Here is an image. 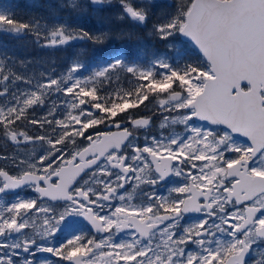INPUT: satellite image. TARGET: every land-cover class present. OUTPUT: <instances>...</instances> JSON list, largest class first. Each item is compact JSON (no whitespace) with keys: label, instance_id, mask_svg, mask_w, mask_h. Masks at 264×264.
<instances>
[{"label":"snow or ice","instance_id":"6c2138e0","mask_svg":"<svg viewBox=\"0 0 264 264\" xmlns=\"http://www.w3.org/2000/svg\"><path fill=\"white\" fill-rule=\"evenodd\" d=\"M158 6L62 0L70 19L111 14L171 52L117 55L87 76L80 57L59 75L36 66L76 42L145 37L0 9V34L47 50L0 54V135L15 146L0 153V264H264V0H188L154 19ZM173 177L182 183L159 195Z\"/></svg>","mask_w":264,"mask_h":264},{"label":"trees","instance_id":"16d2710c","mask_svg":"<svg viewBox=\"0 0 264 264\" xmlns=\"http://www.w3.org/2000/svg\"><path fill=\"white\" fill-rule=\"evenodd\" d=\"M9 3L11 8L13 9V14L17 19L27 20L29 18H41L43 16H48L50 12L57 13L59 15L65 16L69 15L68 9H62L58 5L56 0H44V2L38 6L37 4L32 6H27L23 3V1H15V0H0V4ZM188 0H171V3L167 2H158L159 5L154 9V19L163 17L166 14L174 12L179 6L182 4H187ZM14 4V5H13ZM175 6V7H173ZM96 17V16H93ZM81 25L85 27H94L101 29H118L123 28L129 31L139 32L140 35L144 36L145 39L143 43L139 42H129V41H121V40H113L110 41L107 45L103 47H95L91 43L90 47L82 48L76 57H80L82 60H88L91 65L99 66L101 62L107 60L108 62L117 55L126 57L129 61H135L141 59V53L145 54L143 57V62H147L149 50L147 45L150 44L153 38L147 36V32L138 29L135 25L127 22H117L111 18V14L106 16L103 20L101 18H93L86 21H80ZM156 40V39H155ZM146 44V45H145ZM145 45V46H144ZM132 46V48H130ZM92 47V53H90V49ZM7 53L10 56L19 57L21 59L27 57L29 59H40L41 57H45L47 55V50H39L35 47V44L32 40V37H22L15 38L12 36L2 35L0 36V54ZM65 54H69L70 56H74L71 52V47L67 50V52H63ZM61 53H57L58 58L62 55ZM197 54L194 51H191L190 56L186 55L185 58L196 60ZM51 57H48L47 61H50ZM95 71V70H94ZM120 84L122 87H129L130 85L127 82V77L125 75H121ZM114 87V86H113ZM143 109V106H142ZM148 110H137V113L146 114ZM12 145L10 142L5 143L4 138L0 135V146H8Z\"/></svg>","mask_w":264,"mask_h":264},{"label":"rangeland","instance_id":"374dc122","mask_svg":"<svg viewBox=\"0 0 264 264\" xmlns=\"http://www.w3.org/2000/svg\"><path fill=\"white\" fill-rule=\"evenodd\" d=\"M27 1H28L29 5H32L33 0H27ZM0 9H8L13 13V9L10 8L8 4H3V5L0 4ZM38 19H41L42 23L43 22L54 23V22H59L62 19H67V18L62 17L61 15H59L57 13L50 12L48 16H43V17L38 18ZM2 35L9 36L7 34H0V36H2ZM76 43H78V42H76ZM177 47H180L183 51H186V55H188V56H190L191 51H194L192 45L189 43H185V42H183V44H178ZM130 48H132V46H130ZM147 48L149 50V52H147L149 55L151 54V52L154 51L157 54H168L169 56H171L170 50L166 47V43L163 41L152 39V41H150V44L147 45ZM60 55H62L60 57V59H57L58 55H56L54 64L50 60V61L46 62L48 67H44L43 65H38L36 67H38L40 70H43V71H49L51 68H54L55 72H53V75H59L60 73L67 70L70 60L76 57L75 55L70 56L69 54H65V53H61ZM83 61L85 62V69L82 71V73H79V75H85V76L90 75L94 70H97L98 68H100L104 65L103 61H102V64L100 66H99V64H98V66L91 65V63L88 60H83ZM30 67H32V66H30ZM43 111H44V109H41L40 113H42ZM158 125H159V121L157 123L156 128H158ZM175 132L176 133H182L183 132V126L177 125L175 127ZM30 134H34V133H30ZM21 147L27 148L28 146H21ZM261 247H264V245H261Z\"/></svg>","mask_w":264,"mask_h":264},{"label":"flooded vegetation","instance_id":"af4514ba","mask_svg":"<svg viewBox=\"0 0 264 264\" xmlns=\"http://www.w3.org/2000/svg\"><path fill=\"white\" fill-rule=\"evenodd\" d=\"M85 18H89V17H85ZM72 19H73L72 22L77 23L79 20L83 19V17H75V18H72ZM138 114H140V113H138ZM140 115H151V111L147 112L146 114H140ZM158 121H159L158 119H154L153 129H152V132L150 134L159 135V131L160 130L158 128H156ZM206 126H208V125H206ZM101 127H103V126H101ZM110 130L113 131V132L116 131L115 128H112ZM165 132L167 133V130H165ZM144 134H145V130H143V129L137 130V135L140 137V141H138V142H142L143 141V135ZM6 150H8V149H6ZM6 150L4 148L0 147V153H4V152L11 153V152H14L15 149L14 150H9V151H6ZM85 175H86V173L82 177H84ZM170 181L171 182H165V183H162L161 185L157 186L156 191L158 192L159 195L167 196L170 188L176 186L178 183H182V181H179L178 178H174V177L170 178ZM127 187L129 189L131 188V186H127ZM144 187L147 188V186H144ZM26 195L34 196L35 194L34 193H26ZM136 202H138V201L137 200L133 201V203H136ZM57 203H62V202H57ZM197 218H198V214H189V216H187L185 218V221H182V224L186 225L187 223H190V222H192L193 220H195ZM81 224L84 225L85 231L90 230V226L87 225L86 221L81 220ZM126 231H131V230H126ZM122 238L127 239V237L124 235V233H120L116 237L117 240L122 239ZM254 247H257V246L254 245ZM46 258L47 259H54L52 257H46Z\"/></svg>","mask_w":264,"mask_h":264},{"label":"water","instance_id":"95a60500","mask_svg":"<svg viewBox=\"0 0 264 264\" xmlns=\"http://www.w3.org/2000/svg\"><path fill=\"white\" fill-rule=\"evenodd\" d=\"M182 39H183L184 41L188 42L185 38L182 37ZM243 85H247V83H246V82H242V85H241V86L243 87ZM247 86H248V85H247ZM241 139H244V138H241ZM86 171H87V170H86ZM83 174H84V173H81V174H80V177H81ZM78 178H79V177H78ZM78 178H77V179H78Z\"/></svg>","mask_w":264,"mask_h":264}]
</instances>
